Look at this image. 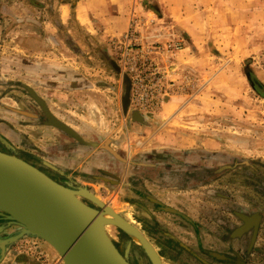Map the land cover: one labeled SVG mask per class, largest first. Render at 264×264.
<instances>
[{
  "label": "crops",
  "instance_id": "obj_1",
  "mask_svg": "<svg viewBox=\"0 0 264 264\" xmlns=\"http://www.w3.org/2000/svg\"><path fill=\"white\" fill-rule=\"evenodd\" d=\"M187 4L185 0H1L0 79H14L17 73H24L26 77L30 75L33 81H37L36 93L50 109L59 106L46 95H57L61 103L65 101L62 98L67 92H72H62L66 89V82L61 86L50 80L66 81L73 75H81L82 91L86 92L103 87L115 90L110 81L121 80V89H117V94L113 91L111 103L115 108L127 111L131 105L135 107L133 87L131 76L122 69L115 49L118 40L127 33L132 23L144 48L162 43L167 40V33L163 35L160 30L171 23L169 26L177 31L185 47L186 44H193L188 42L195 39L199 24L197 20L190 22L185 19L184 13L190 9L191 14L198 16V13L193 9V2L190 6ZM185 47L180 51L179 58L185 63L192 62L190 58L184 60L189 53L184 52ZM150 55L163 65L164 61L160 58L165 55L163 50L152 51ZM92 58L101 61L99 71L106 78L98 76L94 80L87 76L88 70H96L91 63ZM76 62H79L80 68L74 65ZM7 63L12 67H8ZM178 64L179 61L170 59L164 65L166 70H171L167 74L172 75L169 78H173ZM77 70L79 72H75ZM5 72L9 77L4 75ZM124 77L130 82L128 96H125ZM45 79L48 82H43ZM172 98L169 93H163L160 111L172 109ZM38 100L36 104L42 106V101ZM10 107L15 115L25 114L35 118L37 114L24 112L21 103ZM41 110L43 113L44 109ZM158 115L160 122L157 126L145 120L144 116L133 117L131 124L134 126L131 127L135 131L126 129L125 140L115 138V130H111L110 134L104 135V139L110 141L108 146L99 143L101 139L75 138L69 133L74 138L69 136L72 142L64 139L57 144L56 139L61 138L64 130L47 121H40L38 114L36 121L25 127H31V134L37 138L47 134V145L54 148L59 153L57 155L67 154L58 158L61 162L57 159L48 168L52 173L50 176H62L71 188L80 190L79 184L86 183L73 179L71 173H78L82 164L99 165L101 159H107L104 152L118 159L119 150H125L126 156L121 161L127 162V170H124L119 185L128 188V178L134 184L140 181L136 176H130L133 174L130 166L151 171L152 175H145L144 179L145 185L149 183L151 187V193L144 196L148 203L144 206H150L144 214L152 220L157 217L155 208L162 211L159 228L154 226L153 232L159 234L166 251L162 254L163 264H264V136L254 134L256 140L254 136H238L235 138L239 141L227 146V140L215 135L201 139L186 134L177 117L163 118V111ZM251 129V126L246 128L247 131ZM2 137L16 153L15 146ZM0 143L5 147L0 148L2 151L12 152L3 141L0 140ZM73 145L81 146L83 151L77 153L81 149ZM133 158L137 159L131 160ZM66 161L75 166L68 168ZM157 168L159 172L155 173ZM200 171H205L207 181L199 179ZM188 174L193 175L188 183L190 187H180L183 185L181 180ZM86 176L98 178L90 174ZM29 264L37 263L32 261Z\"/></svg>",
  "mask_w": 264,
  "mask_h": 264
},
{
  "label": "rangeland",
  "instance_id": "obj_2",
  "mask_svg": "<svg viewBox=\"0 0 264 264\" xmlns=\"http://www.w3.org/2000/svg\"><path fill=\"white\" fill-rule=\"evenodd\" d=\"M7 2L12 3L11 1ZM192 2L193 9L196 10L198 16L191 14L190 9L189 12L184 13V17L190 22L198 21L196 37L188 42L193 44H186L185 47V43L178 36L177 31L171 25L169 26L171 23H168L166 25L168 27L160 30L163 35L167 33L165 36L167 40L157 45L161 47L158 50L165 52V55L160 57L164 61L163 65L160 61L157 64L164 74L162 91L169 93L171 98L173 97L171 100L172 109L160 111L159 107L157 111H144L131 105L130 109L123 111L122 108H115L111 103L113 91L117 94V89H121V80L119 82L118 80L110 81L113 82L115 90L104 88L97 82L98 86L103 87L102 89L86 92L82 91L81 75L79 77L73 75V78L66 79V81L64 79L50 80L51 83L61 86L66 82V89L62 92L72 91L67 94L64 92L66 97L62 99L65 101L61 103H59L60 97L57 95H46L47 99H54L59 106L52 105L53 108L50 109L35 91L37 81H33L30 75L26 77L24 73H17L14 79L9 78L7 81L0 79V105L3 106L0 107V134L15 146L16 154L43 168L45 172L50 173L49 175L52 173L48 166L67 154L57 155L59 153L47 145V134L37 138L31 134V127H25V125H31L36 121L37 114L40 116V121H47L48 124L53 125L44 110L42 113L43 106L36 104L39 102L38 99L57 120L73 129L81 138L91 137L97 141L101 139L99 143L101 142L105 146H108L110 141L104 139V135L110 134L111 130H115L113 134L115 138L125 140L126 129L135 131L131 127L134 126L131 124L133 117L144 116L145 120H150L156 125L157 122H160L158 114L162 111L165 115L163 118L177 117L185 128L186 134L201 139L215 135L222 138L221 140H227V146L234 144V141L238 140L235 137L238 136L242 138L254 136V140H256L254 134L258 133L259 136H264V0H185L189 6ZM170 40L180 41L181 48L172 52L162 49L163 44ZM184 47L187 48L184 52L189 51L184 60L190 58L192 62L185 63L180 60L179 54ZM170 59L180 63L176 67L180 72L175 69L173 78H169L172 75L167 74L171 73V70H166L164 66L169 63ZM91 63L96 70H88L87 76L94 80L98 76L106 78V75L99 71L101 61L92 58ZM7 64L8 67H12L10 63ZM74 65L80 68L79 62ZM23 66L27 65L23 63ZM78 70L75 72H79ZM4 75L9 77L6 72ZM126 76L128 77V75ZM43 82L48 81L45 79ZM134 82L136 83L135 80ZM70 87L73 89L70 90ZM75 90H81V92L76 93ZM20 103L24 112L37 113L34 115L35 118L25 114H13L10 106ZM250 126L252 129L247 131L246 128ZM102 131L105 133L99 135L98 133ZM66 133L65 131L61 132V138L57 137L56 139L57 144H60L59 142L64 139L72 142L69 138L70 135ZM109 140L111 139L109 138ZM73 146L81 149L77 153L83 151L81 146ZM2 147L4 146L0 143V148L2 149ZM49 149L52 150V153L49 152ZM104 153L107 159H101L99 165L82 164L80 171L75 174L71 173V177L75 180L85 181L86 183L79 184L80 190L92 191L101 202L137 227L160 253L161 262H163L162 254L166 251L159 234L153 232L154 226H159L158 222L160 216L163 215L162 211L152 208L157 215L152 220L145 216L150 206H144L145 203L148 204L144 196L151 193V187L149 183L145 185L144 179L145 175L150 176L152 172L144 168L130 166V172L133 173L130 176H136L135 178L140 181H135L134 184L128 178L126 179L128 188L119 185L123 172L127 170V162L121 161L126 156L125 150H119L118 159ZM157 163L159 164V162ZM65 164L68 168L75 166L69 161H66ZM158 172L159 169L155 170V173ZM86 174L98 178L94 179ZM53 176L65 181L62 176ZM83 176L84 178H82ZM86 202L99 209L93 202ZM0 218L2 220L0 221V239L17 233L16 226L9 224L1 214ZM106 230L115 242L120 244L122 237L134 249L137 250V247H140L120 228L107 225ZM5 250L7 251L5 252ZM5 250H2L5 254L1 255L0 264H29L32 261L37 264H64L58 253L49 244L36 237H21L7 245Z\"/></svg>",
  "mask_w": 264,
  "mask_h": 264
},
{
  "label": "water",
  "instance_id": "obj_3",
  "mask_svg": "<svg viewBox=\"0 0 264 264\" xmlns=\"http://www.w3.org/2000/svg\"><path fill=\"white\" fill-rule=\"evenodd\" d=\"M42 106L50 123L79 138L43 102ZM0 140L12 151L0 150V214L17 227L16 234L0 239L3 251L21 237H36L49 244L64 264H130L106 230L107 225H114L123 231L138 232L144 243L141 247L151 263L156 264L154 255H157L160 259L157 264H160V256L139 229L101 202L92 191L77 190L56 180L16 154L2 136ZM103 212L113 220L105 219Z\"/></svg>",
  "mask_w": 264,
  "mask_h": 264
},
{
  "label": "built area",
  "instance_id": "obj_4",
  "mask_svg": "<svg viewBox=\"0 0 264 264\" xmlns=\"http://www.w3.org/2000/svg\"><path fill=\"white\" fill-rule=\"evenodd\" d=\"M158 44L144 48L140 42L139 33L131 23L127 33L115 46L122 69L131 76L134 105L144 111H157L164 93L162 91L164 74L157 64L156 57L150 55L152 51H159L161 47L157 46ZM180 48L181 42L176 40L165 42L162 46V49L167 52Z\"/></svg>",
  "mask_w": 264,
  "mask_h": 264
},
{
  "label": "flooded vegetation",
  "instance_id": "obj_5",
  "mask_svg": "<svg viewBox=\"0 0 264 264\" xmlns=\"http://www.w3.org/2000/svg\"><path fill=\"white\" fill-rule=\"evenodd\" d=\"M1 150V149H0ZM2 151V150H1ZM91 205V204H90ZM92 206V205H91ZM2 215V214H1ZM4 216V215H3ZM5 217V216H4ZM7 218V217H6ZM1 219V218H0ZM7 220V219H6ZM2 221V220H0ZM6 222V221H5ZM7 223V222H6ZM15 226V225H14ZM117 249L120 251L122 255L127 256V261L130 264H152L145 249L140 247H137V250L134 249L132 246L128 245V243L124 240V238L121 237L120 244L115 242L113 238H111ZM152 244V243H151ZM154 247V246H153ZM156 250V249H155ZM2 249L0 248V260H1V255L3 256L6 252H3ZM128 252V254H126ZM157 254L160 256V253L156 250ZM162 261V260H161ZM163 263V262H162Z\"/></svg>",
  "mask_w": 264,
  "mask_h": 264
},
{
  "label": "trees",
  "instance_id": "obj_6",
  "mask_svg": "<svg viewBox=\"0 0 264 264\" xmlns=\"http://www.w3.org/2000/svg\"><path fill=\"white\" fill-rule=\"evenodd\" d=\"M115 68H117L116 65H115ZM123 82H124V88L126 89L125 96L126 95L128 96L129 90H130V82H129L127 77L123 78ZM199 174H200V176H198V177H199V179H201V181H205V180L207 181L208 176H207V174H205V171H200ZM164 175H165V173H164ZM192 177H193L192 174H188V175H185V177L182 180L180 179L183 183V185L180 187H183V186L184 187H190V186H188V183L191 181ZM167 178H168V176H167ZM180 178H182V177H180Z\"/></svg>",
  "mask_w": 264,
  "mask_h": 264
},
{
  "label": "bare ground",
  "instance_id": "obj_7",
  "mask_svg": "<svg viewBox=\"0 0 264 264\" xmlns=\"http://www.w3.org/2000/svg\"><path fill=\"white\" fill-rule=\"evenodd\" d=\"M103 216L105 219H108V220H113V218L109 215V214H106L103 212ZM5 219H7L6 217H4ZM125 232L128 234V236L132 239V241H134L137 245L139 246H144V243L142 241V239L140 238V235L138 234V232L134 231V230H129V229H125ZM153 246V245H152ZM151 250L152 253H154V251H152L151 248H149ZM155 249V248H154ZM154 260L156 262V264L158 263V257L157 255H154ZM160 262V261H159ZM161 264V262H160Z\"/></svg>",
  "mask_w": 264,
  "mask_h": 264
}]
</instances>
